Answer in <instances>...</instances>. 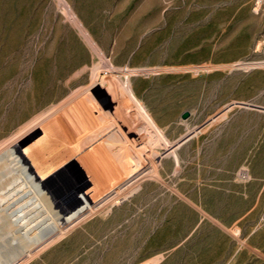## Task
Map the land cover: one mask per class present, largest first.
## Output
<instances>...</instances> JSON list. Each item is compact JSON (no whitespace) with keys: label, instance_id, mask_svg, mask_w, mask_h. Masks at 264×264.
<instances>
[{"label":"rangeland","instance_id":"374dc122","mask_svg":"<svg viewBox=\"0 0 264 264\" xmlns=\"http://www.w3.org/2000/svg\"><path fill=\"white\" fill-rule=\"evenodd\" d=\"M0 264H264V0H0Z\"/></svg>","mask_w":264,"mask_h":264},{"label":"water","instance_id":"95a60500","mask_svg":"<svg viewBox=\"0 0 264 264\" xmlns=\"http://www.w3.org/2000/svg\"><path fill=\"white\" fill-rule=\"evenodd\" d=\"M251 106L257 107V106H255V105H251ZM187 116H188V112H187V111H185V112H183V113L181 114V117H182V118H186Z\"/></svg>","mask_w":264,"mask_h":264}]
</instances>
